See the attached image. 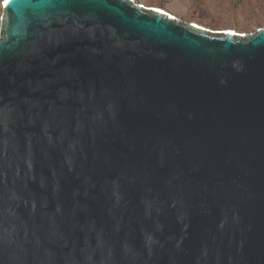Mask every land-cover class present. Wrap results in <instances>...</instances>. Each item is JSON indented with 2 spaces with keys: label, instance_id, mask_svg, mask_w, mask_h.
<instances>
[{
  "label": "water",
  "instance_id": "1",
  "mask_svg": "<svg viewBox=\"0 0 264 264\" xmlns=\"http://www.w3.org/2000/svg\"><path fill=\"white\" fill-rule=\"evenodd\" d=\"M0 264H264V29L5 0Z\"/></svg>",
  "mask_w": 264,
  "mask_h": 264
},
{
  "label": "rangeland",
  "instance_id": "2",
  "mask_svg": "<svg viewBox=\"0 0 264 264\" xmlns=\"http://www.w3.org/2000/svg\"><path fill=\"white\" fill-rule=\"evenodd\" d=\"M146 9L165 12L180 22L212 32L254 34L264 29V0H132ZM0 0V35L3 20Z\"/></svg>",
  "mask_w": 264,
  "mask_h": 264
},
{
  "label": "bare ground",
  "instance_id": "3",
  "mask_svg": "<svg viewBox=\"0 0 264 264\" xmlns=\"http://www.w3.org/2000/svg\"><path fill=\"white\" fill-rule=\"evenodd\" d=\"M4 1H5V0H4ZM2 6H3V5H2ZM230 33L234 34L235 32H232V31H231Z\"/></svg>",
  "mask_w": 264,
  "mask_h": 264
},
{
  "label": "trees",
  "instance_id": "4",
  "mask_svg": "<svg viewBox=\"0 0 264 264\" xmlns=\"http://www.w3.org/2000/svg\"><path fill=\"white\" fill-rule=\"evenodd\" d=\"M3 2H4V0H3Z\"/></svg>",
  "mask_w": 264,
  "mask_h": 264
}]
</instances>
